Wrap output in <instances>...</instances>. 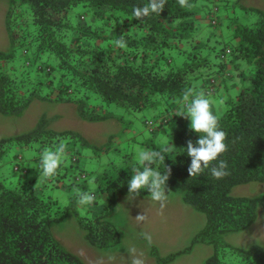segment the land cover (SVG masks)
I'll list each match as a JSON object with an SVG mask.
<instances>
[{"label": "trees", "instance_id": "obj_1", "mask_svg": "<svg viewBox=\"0 0 264 264\" xmlns=\"http://www.w3.org/2000/svg\"><path fill=\"white\" fill-rule=\"evenodd\" d=\"M8 1L10 48L0 50L1 112L21 115L39 99L69 103L88 122L115 119L123 125L128 114L137 119L139 112L145 115L143 129L130 133L127 142L111 134L89 148L80 133L47 130L44 120L29 132L0 139V264H86L53 232L71 216L91 244L114 247L117 231L105 218L99 194L106 193L114 209L119 196L128 194L131 167L137 162L134 152L122 158L121 151L133 142L156 151L175 145L154 167L165 173L169 166L167 188L180 192L186 204L207 217L189 248L159 257L158 264L201 242L216 248L205 264H264V246L245 248L223 240L224 234L264 216V192L232 193L241 184L264 183V9L241 0H188L191 6L183 8L177 0H166L160 14L140 23L132 10L149 0ZM122 35L120 47L115 41ZM186 88L204 92L210 100L216 96L224 105L218 111L212 102L220 129L227 133V151L219 159L227 161L228 175L221 179L209 169L195 177L188 174L191 158L185 148L199 134L189 131L188 120L174 117ZM61 140L67 145L68 166L63 162L53 177L34 188L40 157L27 159L25 152L42 153ZM87 148L93 156H85ZM93 157L105 160L99 174L85 169L86 158ZM90 180L99 190H91ZM66 187L72 195L64 213L58 194ZM76 190L92 191L95 201L78 210ZM147 195L146 189L141 191L140 196Z\"/></svg>", "mask_w": 264, "mask_h": 264}, {"label": "rangeland", "instance_id": "obj_2", "mask_svg": "<svg viewBox=\"0 0 264 264\" xmlns=\"http://www.w3.org/2000/svg\"><path fill=\"white\" fill-rule=\"evenodd\" d=\"M241 1L245 6L264 9V0ZM9 7L8 0H0V50L10 48V39L5 23ZM211 102L215 103L218 111L224 109V105L222 107L221 104H218L216 96L211 98ZM74 107L66 102L34 99L21 115L6 114L0 111V139L29 132L37 128L41 120L45 121L43 126L47 130L54 132L73 130L80 133L87 139L89 148L93 146L92 144L100 146L111 134H114L116 138L119 136L125 137L126 142L131 141L132 135L130 133H137V130L140 132L143 129L141 116H144L145 113L139 112L138 119L135 116L126 115V121L122 125L115 119L96 122L85 121L78 116ZM188 122L190 123L189 120ZM131 125L135 126L133 131L124 129V127H130ZM123 133L125 134L123 135ZM143 135L139 134V136ZM136 136L139 137L137 134ZM116 138L112 140L116 141ZM124 145L121 157L124 158L134 152L135 156L133 157L137 162L138 153L144 150L143 147L134 144V142L131 144L125 143ZM89 148L86 150L89 153H85L87 157L94 155V152ZM25 154L27 159H34V154H39L38 157L41 156V153L34 149L26 151ZM87 159L89 161L85 167L86 171L89 174L91 172H98L99 174V171L102 170L101 164H104L105 160L101 158L97 160L96 157ZM31 162L33 163V161ZM68 164L69 162L64 160V166H68ZM65 179L68 180V177ZM96 184H90L91 190L94 192L99 190ZM167 189L169 190L168 200L162 214L160 213L159 204H153L152 201L146 198L148 195L146 197L139 196L129 201L127 199L128 194H122L116 200V208L114 209L110 206V200L106 198L107 194H99L101 196L99 197L100 202L106 204L105 218L117 231L116 238L119 241L114 247H96L91 244L85 236V231L74 216H71L62 225H55L53 227L54 235L66 248L77 253L86 264H129L127 248L131 246H134L139 252H143L145 264H158L159 257H167L172 253L189 248L194 237L207 224V217L204 213L186 204L180 192ZM262 192H264V183L258 181L238 185L232 191L234 195L241 196H255ZM70 193V189L66 187L58 194L63 212L71 202L70 196L72 194ZM143 208L147 210L149 219L146 224L138 225L134 217L142 214ZM83 209H85L84 206L78 207V210ZM143 230H147L152 234L153 243L151 246L139 236V232ZM223 240L226 243L245 248L256 244L264 246V216L259 215L257 220L247 228L224 234ZM152 246L156 249L153 253ZM215 251L216 248L213 244L196 243L188 253L180 254L167 264H205V261L215 254Z\"/></svg>", "mask_w": 264, "mask_h": 264}, {"label": "clouds", "instance_id": "obj_3", "mask_svg": "<svg viewBox=\"0 0 264 264\" xmlns=\"http://www.w3.org/2000/svg\"><path fill=\"white\" fill-rule=\"evenodd\" d=\"M180 7H190L188 0H177ZM166 0H149L143 7H134L132 15L134 19L140 23L152 13L160 14L165 8ZM117 46L123 47V35L115 41ZM179 116L185 120H189V131L199 134L198 139L193 142L187 141L186 151L190 157V164L187 171L190 177H195L204 172L205 169L210 170L213 178L221 179L228 175V164L226 160L219 157L227 151L225 143L227 133L220 129L217 116L212 110V102L209 95L204 92L194 93L191 88H186L177 106L174 110V117ZM175 145L167 146L160 151L143 150L138 153L137 165L131 167L132 175L128 180V196L129 201L139 197L142 190H147L149 195L146 197L153 204H159L160 213L167 205L168 189L167 182L171 176V168L167 166L165 173H161L154 165L165 161L166 153L174 150ZM66 143L61 140L52 147H45L41 153L38 170L37 183L34 186L39 187L42 180L53 177L64 162L66 155ZM92 181H89L91 184ZM76 203L78 206L91 205L95 201V195L91 191L74 192ZM147 210L143 208V213L134 217L135 222L146 224L148 221ZM139 236L147 241L149 246L153 243L152 234L143 230L139 232ZM129 264H145L143 252H139L134 246L127 248Z\"/></svg>", "mask_w": 264, "mask_h": 264}]
</instances>
